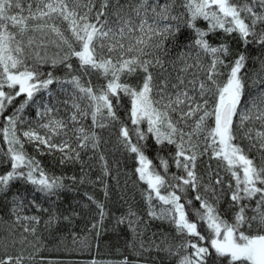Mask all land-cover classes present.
<instances>
[{
  "label": "snow or ice",
  "instance_id": "obj_1",
  "mask_svg": "<svg viewBox=\"0 0 264 264\" xmlns=\"http://www.w3.org/2000/svg\"><path fill=\"white\" fill-rule=\"evenodd\" d=\"M106 130L133 162L148 217L129 206L116 226L137 237L150 221L168 228L142 250L174 264H264V0H0V202L9 218L0 216V264H37L42 220L51 229L77 215L38 201L54 204L65 189L38 155L59 153L83 173L90 151L108 197ZM18 183L31 199L13 191ZM85 195L99 235L104 205Z\"/></svg>",
  "mask_w": 264,
  "mask_h": 264
},
{
  "label": "trees",
  "instance_id": "obj_2",
  "mask_svg": "<svg viewBox=\"0 0 264 264\" xmlns=\"http://www.w3.org/2000/svg\"><path fill=\"white\" fill-rule=\"evenodd\" d=\"M236 47L237 44L233 42V48ZM250 51L253 55L259 54L257 48L252 47ZM251 70L250 62L246 71L251 73ZM55 75L63 78L64 70L56 69ZM91 79L93 84L100 82L95 76ZM51 87L57 97L67 98L68 93L62 91L59 85L54 84ZM66 87L70 90L71 86ZM250 91L251 89L246 85L245 98L248 97ZM53 103L56 101L53 100ZM70 111V108L67 111L61 109L60 114L66 117ZM26 112H34V109H26ZM256 127L259 125L257 124ZM102 136L103 139L109 140L107 144H101V152L111 169V174L104 177L107 184V198L104 194L103 185L97 182V177L102 175L101 162L90 151L87 154L81 153V157L85 161L83 173L80 163L61 165L58 161L59 153L55 157L50 155L37 156L48 174L61 177L65 185V189L62 190L60 197L56 199L54 204L46 202L44 197L36 194L38 201L43 207L50 208L61 216L71 215L73 212L77 214L72 216L71 224L61 219L51 229H45L42 220L38 226L37 235L41 237L43 250L36 258L37 264L41 258L44 259L45 264L47 261H52L54 264H91L93 260L98 261L99 264H121L125 258L130 264H174V261L166 257L164 253H158L154 249L142 250L140 248L141 242L144 243L145 248H148L149 237L152 236L153 232L168 231L167 225L161 226L157 221H150L143 235L139 237L130 231L126 223L116 226L115 218L125 214L129 206L138 210L145 221L148 220V217L145 214L139 191L142 186L134 187L132 185L134 177L129 178L131 177L133 162L128 159L127 154L119 149L115 136L109 137L107 130L102 133ZM26 147L30 153L34 154L30 145ZM153 154V151L150 150L149 156L151 157ZM212 163L215 166V161ZM4 171L5 167L0 166V173ZM73 176L76 177L75 181L71 179ZM81 176L84 177L83 183H80ZM17 188L28 194L29 199H31V186L25 190V186L18 183L14 186L13 191ZM85 193L104 205L106 218L99 229V235L96 234L97 230L91 229V225L99 220L98 209L96 204L87 199ZM22 214L31 216L37 213L34 209L25 207ZM40 215L46 219L48 213H40ZM0 216H3L5 220L9 219L7 206L3 202H0ZM6 227V224H0V234H3ZM142 227L144 226L142 225Z\"/></svg>",
  "mask_w": 264,
  "mask_h": 264
}]
</instances>
